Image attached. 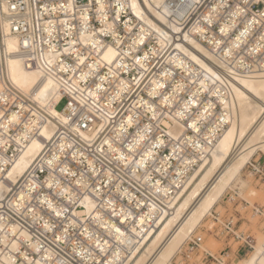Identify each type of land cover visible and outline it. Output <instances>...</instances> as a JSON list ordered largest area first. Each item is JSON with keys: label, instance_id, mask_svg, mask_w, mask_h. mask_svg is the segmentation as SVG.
I'll return each mask as SVG.
<instances>
[{"label": "built area", "instance_id": "obj_1", "mask_svg": "<svg viewBox=\"0 0 264 264\" xmlns=\"http://www.w3.org/2000/svg\"><path fill=\"white\" fill-rule=\"evenodd\" d=\"M218 1L205 0L203 8ZM226 3L223 20L231 17L235 4L237 11L247 13L241 28L264 10V0ZM197 11L190 10V23L203 13ZM130 17L121 14L118 20L99 11L96 0H0V185L10 184L0 192V229L27 235L16 237V256L25 254L45 264H129L148 233L172 213L169 204L195 169L207 160L204 148L211 147L207 134L215 128L214 120H205L208 112L199 119L197 109L186 113V133L199 141V152L168 135L156 87L164 66L148 46L156 44H145L144 31L125 27ZM3 22L18 39L17 55L26 68L40 69L41 78L54 84L59 101L40 106L9 82ZM252 28L249 42L237 47L236 59L264 70V40L259 39L264 27ZM213 30L219 33L218 26ZM257 45L262 50L249 57ZM108 48L115 53L106 60ZM63 100L66 105L57 111ZM50 108L63 116L61 121ZM212 111L221 114L219 108ZM218 122L212 142L224 130ZM49 125L54 132L45 140L42 131ZM34 140L44 143L42 150L17 183H10L11 166ZM261 160L252 159L247 168L264 184ZM233 195L224 198L239 200ZM88 200L98 217L81 219L74 212L84 210ZM252 212L264 223L263 206H254ZM208 219L213 225L207 232L222 239L225 248L212 254L201 248L202 237L195 234L172 264H237L235 260L252 252L254 239L238 231L231 219L221 220L215 210ZM231 241L237 244L235 259L230 258ZM17 262L23 264L21 258Z\"/></svg>", "mask_w": 264, "mask_h": 264}, {"label": "bare ground", "instance_id": "obj_2", "mask_svg": "<svg viewBox=\"0 0 264 264\" xmlns=\"http://www.w3.org/2000/svg\"><path fill=\"white\" fill-rule=\"evenodd\" d=\"M205 3V0H96L99 11L115 14L118 20L121 14L131 16L125 27L129 30L139 27L144 31L145 44H156L148 46L164 66L156 87L160 111L166 116L162 124L168 129V135L175 141L195 146L194 150L199 152V141L194 136H187L186 113L197 109L199 119H204L208 112L205 120H214L215 123V128L211 127L207 134L211 145L209 149L204 148L207 160L203 159L198 165L188 185L175 197V202L169 204L172 213L163 217L148 233L129 264H172L187 240L198 232L210 213L220 207L228 191L234 193V199L247 188L248 183L242 180L244 170L247 169V176L255 179L247 166L260 153L264 155V70H254L245 59H236L237 47L249 42L252 25L255 31L264 27V10L252 20L248 18L241 28L240 22H245L247 13L237 11L238 4L228 13L231 17L223 20L226 0L203 8ZM190 10L192 13L198 10L196 14L202 10L203 13L190 23L187 17ZM214 26H218L219 33L214 32ZM2 34L8 55L5 68L9 82L40 106L59 101L54 84L41 78L40 69H27L17 55L20 52L18 39L9 35L6 22L2 24ZM259 39L264 40V35ZM261 50L262 46L257 45L249 57ZM114 53L113 48H108L105 59H111ZM201 94L210 99L202 100ZM213 108H219L221 114L216 115ZM49 111L56 119L62 120L60 113L51 108ZM217 122L224 130L212 142ZM190 128L194 132L199 129L195 123ZM53 132L54 127L49 125L43 129L42 137L50 140ZM43 144L40 140L30 143L11 166L7 178L10 183L16 184L25 174ZM9 187L10 184L0 185V192ZM247 195L255 197L257 192L250 189ZM83 205L84 210L74 212L77 217H98L91 201ZM16 237L26 239L27 235L19 234L16 229L4 234L0 229V264H18L20 258L23 264H45L41 259L32 262L25 254L16 256L20 246ZM252 248L249 258L238 264H264V236L259 237L258 245Z\"/></svg>", "mask_w": 264, "mask_h": 264}, {"label": "rangeland", "instance_id": "obj_3", "mask_svg": "<svg viewBox=\"0 0 264 264\" xmlns=\"http://www.w3.org/2000/svg\"><path fill=\"white\" fill-rule=\"evenodd\" d=\"M65 105L66 100L61 101L56 110L60 111ZM258 157L262 158L261 163L263 165L261 166H264V155L260 153L255 158ZM247 175L248 172L247 169H245L242 173V180L248 183L247 185L249 186V188L247 186V190L243 189L244 191H242L241 195H239V200L229 201L227 200V198H223L220 202V207L215 209V211L219 214L221 220L231 219L233 225H235L238 231H242L251 235L254 239L255 245L253 246L255 248L258 245L259 237L264 236V223H261L258 217L254 216L252 207L253 205L255 207L264 206V184L258 183L255 179ZM250 189H255V191L257 192V196H248L247 192H249ZM241 199L249 202L250 205H244L243 203H241ZM209 225L213 224L209 219H207L197 230L198 232H196V235L202 237V249L210 251L212 254H217L225 248V242L222 239L215 238L213 235L207 232L208 227H210ZM230 244L232 246V253L230 255V258L235 259L234 252L237 248V244H234L232 241L230 242ZM251 253L252 252H250L244 258H238V261L235 260V263L238 264L240 260L249 258Z\"/></svg>", "mask_w": 264, "mask_h": 264}]
</instances>
